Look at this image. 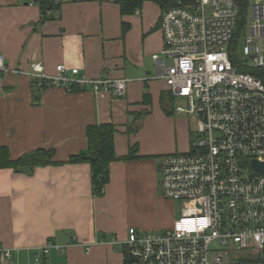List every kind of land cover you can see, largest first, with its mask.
Here are the masks:
<instances>
[{
  "label": "crops",
  "instance_id": "1",
  "mask_svg": "<svg viewBox=\"0 0 264 264\" xmlns=\"http://www.w3.org/2000/svg\"><path fill=\"white\" fill-rule=\"evenodd\" d=\"M56 1L60 9L42 22L37 0H0V53L9 68L0 73V145L12 158L56 149L53 165L32 172L0 168V246L11 251L0 264H126L129 226L165 230L177 219V200L161 194L158 163L165 153L188 149L192 136L188 117L162 102L165 83L154 56L165 58L163 10L151 0L130 15L114 0ZM37 62L50 75L64 64L89 78L131 81L123 97L88 85L40 87L29 73ZM145 92L151 105L143 103ZM142 111L149 113L128 133ZM110 122L118 129L117 156L137 144L140 158L111 162L110 180L97 196L90 162L69 157L87 150L88 125ZM48 242L65 248L46 254Z\"/></svg>",
  "mask_w": 264,
  "mask_h": 264
},
{
  "label": "built area",
  "instance_id": "2",
  "mask_svg": "<svg viewBox=\"0 0 264 264\" xmlns=\"http://www.w3.org/2000/svg\"><path fill=\"white\" fill-rule=\"evenodd\" d=\"M247 1L243 52L264 67V0ZM239 13L238 0H178L163 10L165 58L154 57L174 97L171 111L198 127L186 151L158 163L161 194L180 201L182 215L170 229L129 226L126 264H264V169L253 164H264V82L232 61ZM8 69L0 53V73ZM29 73L40 87L88 85L114 97L126 95L131 81L89 78L64 64L50 75L40 62ZM63 248L48 242L43 251ZM10 256L0 246V261Z\"/></svg>",
  "mask_w": 264,
  "mask_h": 264
},
{
  "label": "trees",
  "instance_id": "3",
  "mask_svg": "<svg viewBox=\"0 0 264 264\" xmlns=\"http://www.w3.org/2000/svg\"><path fill=\"white\" fill-rule=\"evenodd\" d=\"M120 8V12L123 15L135 14L142 5L149 0H114ZM160 5L162 10L174 6L177 4L178 0H151ZM41 7L42 22L53 18V13L58 11L61 7V2L56 0H37ZM239 2V21H238V32L235 36V41L231 50V58L233 63L236 65L238 63L236 58V47L238 35L241 30L244 29L245 23L244 19L247 14V0H238ZM124 30L128 28V24L123 22ZM239 69L244 72L252 73L257 78L264 82V67H246L240 66ZM74 90H79L80 85L74 84ZM162 102H168V108L171 111V107L174 103V97L166 89L161 94ZM143 103L146 105H151L152 98L148 92L143 95ZM173 111H171L172 113ZM148 111H142L134 116V120L128 124V133H135L139 127V121L148 114ZM87 150H82L77 154L71 155L69 162L80 163L83 161H88L91 164L92 171V185L93 192L95 195H103L105 191L106 184L110 180L109 167L111 162L114 160L122 159H135L140 158L138 155V145L133 144L129 148V152L125 154L124 157H119L116 154L115 147V134L118 131L116 125L113 122L110 123H96L87 126ZM56 149L54 148H40L37 150L26 152L24 155L12 158L9 153V148L7 146L0 145V168H14L16 171L22 172H32L34 169L40 166L53 165L56 163L54 155Z\"/></svg>",
  "mask_w": 264,
  "mask_h": 264
},
{
  "label": "rangeland",
  "instance_id": "4",
  "mask_svg": "<svg viewBox=\"0 0 264 264\" xmlns=\"http://www.w3.org/2000/svg\"><path fill=\"white\" fill-rule=\"evenodd\" d=\"M236 31H238V28H236ZM248 34H249L248 31H241L240 34L238 35V37H237L238 38L237 47H236V58H237V61H239L240 63L247 64V66H249V67H258V66H255L256 65L255 58L252 57V56H248V55L245 54V52H243L244 46H245L246 41H247V35ZM262 47H263V51H264V43H263ZM164 56L162 55V57H164ZM263 59H264V52H263ZM171 63H172V59L166 56V64L170 65ZM153 64L154 65H153L152 69H154L153 72L157 76L158 75V70L156 69L154 61H153ZM166 88H167V86H166V83H165L164 89L166 90ZM173 105H174V103H173ZM187 117H188L189 124L192 127V131L196 130L197 127H198L196 119H193L191 116H187ZM186 150L187 149H182V150H178V151L175 150V151H171V152H168V153L182 152V151H186ZM168 153H165L164 155H167ZM181 207H182V203L180 201L175 202L174 209H173L175 218H179L182 215ZM158 229L159 230H164L162 228H158Z\"/></svg>",
  "mask_w": 264,
  "mask_h": 264
},
{
  "label": "water",
  "instance_id": "5",
  "mask_svg": "<svg viewBox=\"0 0 264 264\" xmlns=\"http://www.w3.org/2000/svg\"><path fill=\"white\" fill-rule=\"evenodd\" d=\"M254 165H256L260 169H264V164L259 162L258 160H254Z\"/></svg>",
  "mask_w": 264,
  "mask_h": 264
}]
</instances>
